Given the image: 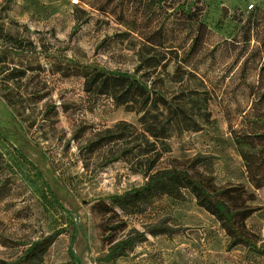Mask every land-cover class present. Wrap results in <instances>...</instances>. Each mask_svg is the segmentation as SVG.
Here are the masks:
<instances>
[{
	"label": "rangeland",
	"instance_id": "374dc122",
	"mask_svg": "<svg viewBox=\"0 0 264 264\" xmlns=\"http://www.w3.org/2000/svg\"><path fill=\"white\" fill-rule=\"evenodd\" d=\"M202 1L210 34L198 76L211 92L212 121L199 133L170 140L158 168L189 170L217 189L240 188L243 208L259 210L245 223L259 251L232 247L220 222L187 193L130 218L128 231L146 233V241L126 258L106 262L91 206L146 178L111 162L109 147L97 141L121 121L137 124V117L108 98L88 96L82 79L63 77L55 65L78 61L133 72L134 53L113 40L126 29L98 13L79 23L77 0H0V36L27 46L20 52L0 40V54L9 57L0 64V130L8 139L0 136V264L16 262L29 244L59 230L64 233L43 264L69 262L75 234L72 249L82 264H264V188L257 191L249 181L243 156L251 161L264 154V46L255 31L247 44L241 29L252 14L264 13V0ZM14 69L29 71L22 81L8 82ZM196 159L202 162L193 165ZM159 228L167 233L149 234Z\"/></svg>",
	"mask_w": 264,
	"mask_h": 264
},
{
	"label": "trees",
	"instance_id": "16d2710c",
	"mask_svg": "<svg viewBox=\"0 0 264 264\" xmlns=\"http://www.w3.org/2000/svg\"><path fill=\"white\" fill-rule=\"evenodd\" d=\"M77 1L76 20L79 23H88L93 14L98 13L104 16L107 24L114 22L124 27L126 31L114 34L113 40L120 45L127 43L136 58L133 72L105 70L78 61L55 65L63 77L82 79L84 92L88 96L108 98L117 108L137 117V124L121 121L97 141L109 147L111 162L125 163L133 174L146 178L142 186L96 200L91 206L98 237L103 249L108 251L105 261L126 258L137 244L146 241V233L128 231L130 218L144 215L162 198L180 201L187 193L195 198L199 207L220 222L231 238L232 247L245 245L252 251H259L245 233L246 221L259 210L243 208L241 199L244 194L240 188L217 189L210 180L197 178L189 170L158 168L164 156L170 152V140L185 133H199L205 124L212 121L208 105L211 92L198 76V59L210 34L205 3L202 0ZM85 7L90 8L91 12ZM241 29L244 30L247 44L255 31L264 46L263 12L252 14ZM186 31L187 36L182 38ZM0 40L17 51L27 50L25 43L11 35H2ZM106 43L107 40L102 45ZM8 63V55L1 53L0 64ZM28 71L14 69L6 80L22 81ZM262 74L264 64L260 67ZM5 97L8 98V94ZM0 136L8 142L1 130ZM243 156L247 160L249 181L255 190H262L264 154H253L251 161L244 153ZM201 162L196 159L193 165ZM126 231L128 233L122 235ZM63 233V230H59L29 244L21 257L11 264H43ZM166 233L164 228H159L149 234L158 236ZM75 241L76 234L69 249L70 261L62 264H82L72 249Z\"/></svg>",
	"mask_w": 264,
	"mask_h": 264
},
{
	"label": "water",
	"instance_id": "95a60500",
	"mask_svg": "<svg viewBox=\"0 0 264 264\" xmlns=\"http://www.w3.org/2000/svg\"><path fill=\"white\" fill-rule=\"evenodd\" d=\"M224 12H225V14L228 12V10H227V8H226V7L224 8Z\"/></svg>",
	"mask_w": 264,
	"mask_h": 264
},
{
	"label": "built area",
	"instance_id": "2783aa9c",
	"mask_svg": "<svg viewBox=\"0 0 264 264\" xmlns=\"http://www.w3.org/2000/svg\"><path fill=\"white\" fill-rule=\"evenodd\" d=\"M251 8H253V6H251Z\"/></svg>",
	"mask_w": 264,
	"mask_h": 264
}]
</instances>
